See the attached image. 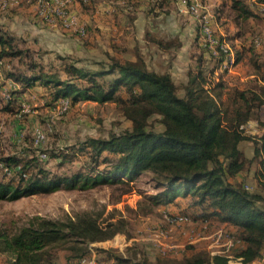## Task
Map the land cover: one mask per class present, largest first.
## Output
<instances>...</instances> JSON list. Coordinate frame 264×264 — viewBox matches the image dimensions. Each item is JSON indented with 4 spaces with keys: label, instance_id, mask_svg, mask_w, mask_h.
<instances>
[{
    "label": "trees",
    "instance_id": "16d2710c",
    "mask_svg": "<svg viewBox=\"0 0 264 264\" xmlns=\"http://www.w3.org/2000/svg\"><path fill=\"white\" fill-rule=\"evenodd\" d=\"M240 9L246 16L255 15L243 7ZM150 39L163 47L170 45L160 38ZM9 42V36L0 29L1 54H21L5 51L3 47ZM254 55L256 59L252 60ZM250 57L253 70H264V59L260 61L254 52ZM191 59L195 65L186 71L180 90L169 71L149 68L141 57L134 61L110 58L108 63L96 62V68L70 62L53 71L31 59L24 68L9 72L8 77L19 82L23 91L35 83L45 85L52 105L62 97L69 99L70 107L87 101L111 102L130 121L131 127L110 132L107 137L82 140L77 150L89 153L85 171L57 174L19 156L0 158V164L9 168L8 173L0 175V200L50 192L60 186L92 188L112 182L126 185L124 192H127L136 176L150 173L157 190L145 196L151 206L177 205L187 199L194 219L212 218L233 227V235L240 242L236 256L243 264L260 259L264 254V121L258 120L257 131L252 135L244 133L243 125L256 119L264 105V85L256 77L242 87L213 81L208 76L221 58H204L201 48L196 56L191 54ZM259 78L264 80L263 75ZM221 91L225 93L224 99ZM152 116L161 129L154 127ZM243 140L253 145L250 161L239 147ZM252 162L258 164L253 175L255 184L247 188L243 184L245 170ZM11 169L14 175L6 176ZM151 206L147 213L152 211ZM36 219L2 239V252L11 256L7 264H57L55 251L49 249L68 237L94 242L121 230L110 222L107 223L110 230L105 232L106 228L87 212L66 221ZM80 250V255L85 252ZM114 257L118 264L129 262L127 258ZM161 258H147L134 264H226L228 260L221 254L206 260L199 252L181 259Z\"/></svg>",
    "mask_w": 264,
    "mask_h": 264
},
{
    "label": "rangeland",
    "instance_id": "374dc122",
    "mask_svg": "<svg viewBox=\"0 0 264 264\" xmlns=\"http://www.w3.org/2000/svg\"><path fill=\"white\" fill-rule=\"evenodd\" d=\"M200 1L213 16V27L216 34L224 36L227 40L230 39L231 41L228 40V42L235 50L236 43L233 41V35L237 31L233 24L235 22L232 21L233 13L229 9V4L227 6L225 4L228 0H222V6L221 3H215L220 9L214 5L210 8L207 0ZM155 2L161 7L160 9L155 7V9L173 11V14L177 11V5L170 0H155ZM155 2L153 1V4ZM20 6H22L21 9H19ZM188 14L192 16L191 13ZM221 16L229 21H224L226 19H222ZM196 21L197 19H194L193 22ZM180 22L189 24L191 21L187 19ZM49 25L44 21H39L35 9H32L31 4L24 0H19L17 6L0 13V29L10 38V42L4 45V50L21 52L15 56L4 55L1 54L2 46L0 45V158L19 156L23 161L32 160L34 164H39L51 172L70 174L78 170L85 171V167L89 166V153L77 150L82 140L88 137H107L110 132L116 133L129 129L131 123L111 102L107 104L79 102L71 105L62 115H56L52 110L50 95H45L42 91L30 89L18 101L11 98L6 100L2 96L3 90H7L10 96L15 93L14 90L9 91L4 78L8 77L9 72L24 68L31 59L41 62L48 71L59 70L62 64L70 62H75L76 65L85 68L97 67L95 61L102 56L92 43L86 25L85 35L65 30L62 26L51 28ZM218 25L224 30L223 33L219 31ZM238 28L241 37L238 38L237 44H243L241 46L242 60L239 63L242 72H246L248 71L246 59L250 56L248 48L251 38L259 36L264 42V22L243 21ZM111 45L113 47L119 44L115 42ZM118 49H121V45ZM111 52L114 54L113 58L118 59L123 56L119 51L112 50ZM254 59H256L255 55L252 57V60ZM144 62L152 69L160 67L159 63ZM249 69L257 77L264 76V70L261 72L253 70L252 61ZM60 75L62 78L65 77L61 72ZM212 76L213 81L214 77L218 78L216 74L208 77ZM232 83L231 86L245 85L238 78L233 79ZM175 84L180 90L181 82L178 78ZM220 93L221 98L224 99V91ZM150 120L153 121L157 130L161 129L155 116H152ZM17 125L20 128L17 129ZM37 129L44 133V138L39 143L34 142V132ZM246 144L242 145L243 154L249 153ZM42 151L47 153L44 159L38 156ZM252 163L249 164L248 172L245 170L247 175L243 184L247 188H252L254 183L252 173L257 164ZM99 165L103 167L104 163ZM4 173L5 171L1 169L0 175ZM13 175L14 171L11 169L6 176ZM155 184L156 181L150 173H143L133 179L130 183L132 189L127 192H124L126 185L112 182L101 183L92 188L60 186L50 192H39L13 200H0V264H7L11 259L8 253L2 252L3 238H9L22 226L36 222L37 217L66 221L82 212L95 217L100 226L106 228L105 232L110 230L107 227V223L110 222L116 223V228L122 231L94 242L68 237L64 242L53 245L49 249L55 251L57 264H81L82 257L92 256L96 264H116L114 256L127 258L130 262L128 264H134L142 263L147 258L154 260L156 257L181 259L196 252L202 253L206 260H210L209 257L218 252L228 257L226 264H240L236 260L240 242L233 235V227L218 223L212 218L194 219L188 207V200H182L177 205L170 204L169 209L164 211L160 205L151 206L145 196L157 191ZM150 206L152 211L147 213ZM184 211H187L185 213L190 216L189 222L176 224L168 220L169 214ZM219 232L221 235L217 238L216 234ZM229 241L231 244L228 245ZM80 249L85 250L81 254L82 257Z\"/></svg>",
    "mask_w": 264,
    "mask_h": 264
},
{
    "label": "crops",
    "instance_id": "0c3cea01",
    "mask_svg": "<svg viewBox=\"0 0 264 264\" xmlns=\"http://www.w3.org/2000/svg\"><path fill=\"white\" fill-rule=\"evenodd\" d=\"M24 1L28 4H31V8L35 9L37 19L42 21L40 16L36 13V5L34 0ZM153 1L155 2V0H73L70 4V10L76 15L77 21L80 25L84 27L86 25L92 43L94 44L96 50L100 51L101 53L100 55L102 58L95 61V64L96 62L108 63L110 58H113L112 56H114L113 52H111L112 50L119 51L120 55H123L118 58L119 60L134 61L139 55L146 62L159 63L160 67L153 68L154 70H167L170 72L174 82L177 78L180 82H182L185 80V75L188 68L194 67L195 65L194 59H191V54L198 53L199 49L201 48L203 49L204 58L210 57L213 59L217 57L211 55L206 48L202 47L197 21L193 22L194 19L196 20V18L193 15L192 17L188 14L189 12L187 11L183 0H170L177 5V11H175V14H173V11H160L155 9V7H158L159 9L161 7L160 4L157 5L156 2L153 4ZM207 1L210 8L213 5L216 6L215 3L222 2V0ZM128 2H130L133 6L130 10L127 9ZM225 4L226 6L229 4V9L233 13L232 21L235 23H233L231 20L230 21L234 24V27L237 31L234 32L233 35V41L236 43V48L234 50L233 47H231L237 62L236 66L231 72H227L225 69H223L221 62H219V65H217L213 71V75L216 74L218 77H214V80L224 81L227 85L231 86L233 85V79L235 80L238 78L245 83L250 78L256 77L258 81L264 85V80H261L253 71H251V69H249L250 56H248L246 59L248 71L242 72L240 63L242 60L241 46L243 44H237L238 38L241 37L240 32H238V26L240 23L243 21H251L252 23L255 21H259L260 23L264 22V1L228 0V2L225 1ZM17 5L18 3L11 4L7 8L0 10V13L5 12L9 10V8L15 7ZM222 5L223 3H221V6ZM21 7L22 6H20L19 9H21ZM216 7L218 8L219 6ZM240 7L249 10L255 15H244L241 12ZM219 13H221L220 10ZM221 18L226 19L224 20L226 22L229 21L226 17L223 18L221 16ZM187 19L191 21L189 24L180 22L181 20L185 21ZM49 26L52 28L62 25L50 24ZM64 29L78 34L71 28L64 27ZM218 29L221 33H223L222 31L224 30L221 29L219 25ZM150 37L160 38L164 42H170V45L167 47L160 46L155 41L151 40ZM260 38L261 37L259 36H252L251 44L248 48V55H251V52H254L260 56L261 60H263L264 42ZM256 39L259 40L258 43L255 41ZM228 40L231 41L230 39ZM115 42H118L119 45L112 47L111 44ZM120 45L121 49L119 50L118 46ZM197 47H199L198 50ZM211 65H213V63H211ZM211 78H213V76ZM4 83L8 85L9 91H15L14 95L10 98L14 100L17 99L16 101L20 100L23 95L27 94V91L30 89H35L39 92L42 91V93L48 95V88H46V86L41 83H35L30 89L25 91H23L20 87V83L11 77H5ZM10 98L5 99L10 100ZM258 120L264 121V105H262L258 110L256 119L249 120L243 125L244 133L247 135H252L254 132H256ZM18 128H20L19 125H17V129ZM244 143H247L246 145H248L249 153L243 155L250 159L253 156V145L247 140L241 141L239 147L242 153H244L242 150V145H244ZM257 167L258 164L256 165V168ZM254 172L252 173L253 175ZM168 205L170 204L160 205L162 207V211L169 209ZM191 211L194 212L193 210ZM216 221L218 223L225 224L224 222H219L218 220ZM237 258L238 257L236 256V259Z\"/></svg>",
    "mask_w": 264,
    "mask_h": 264
},
{
    "label": "built area",
    "instance_id": "2783aa9c",
    "mask_svg": "<svg viewBox=\"0 0 264 264\" xmlns=\"http://www.w3.org/2000/svg\"><path fill=\"white\" fill-rule=\"evenodd\" d=\"M73 0H34L36 5V13L40 16L41 20L53 25H62L66 28H71L79 35H85L86 29L77 21V17L70 10V4ZM186 5L187 11L191 13L198 21V28L200 34V41L202 47L206 48L209 53L217 58H221V66L227 72H231L236 66V58L228 40L219 34H216L213 27V19L211 12L200 0H183ZM19 3V0H0V10L7 8L11 4ZM132 4L127 3V9H132ZM257 43L258 39L255 40ZM1 67V61H0ZM5 98H10V93L7 90L2 92ZM70 108V101L66 97L57 99L52 106V110L56 115H62ZM44 138V133L37 129L34 132V142L39 143ZM39 158H46L47 153L42 151L38 154ZM5 172H9V168L0 164ZM166 216V215H165ZM170 222L176 224H184L190 221V216L185 213L169 214L167 216ZM161 231V230H160ZM221 233H217L216 237H220ZM215 238V239H217ZM228 245L231 244L229 241ZM221 254V253H214ZM226 256V255H224ZM227 257V256H226ZM228 258V257H227ZM236 260L242 264V259L238 257ZM81 264H96L95 258L82 257ZM249 264H264V254L260 259H256Z\"/></svg>",
    "mask_w": 264,
    "mask_h": 264
}]
</instances>
